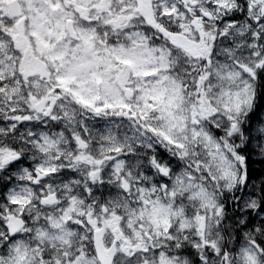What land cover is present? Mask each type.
I'll use <instances>...</instances> for the list:
<instances>
[{
    "label": "snow or ice",
    "instance_id": "obj_1",
    "mask_svg": "<svg viewBox=\"0 0 264 264\" xmlns=\"http://www.w3.org/2000/svg\"><path fill=\"white\" fill-rule=\"evenodd\" d=\"M0 264H264V0H0Z\"/></svg>",
    "mask_w": 264,
    "mask_h": 264
}]
</instances>
